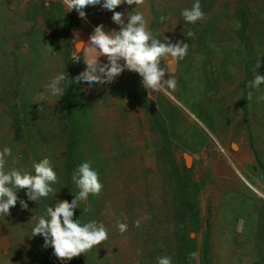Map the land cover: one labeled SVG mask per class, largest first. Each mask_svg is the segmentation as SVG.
<instances>
[{
	"label": "rangeland",
	"instance_id": "1",
	"mask_svg": "<svg viewBox=\"0 0 264 264\" xmlns=\"http://www.w3.org/2000/svg\"><path fill=\"white\" fill-rule=\"evenodd\" d=\"M143 2L138 10L159 39L187 37L184 59L162 61L174 89L147 92L137 73L124 70L111 83L91 89L77 83L66 89L69 95L35 102L59 72L70 77L85 70L72 56L79 49L83 60V45L99 22L109 31L119 26L111 12L109 21L94 17L99 6L86 7L80 18L75 9L66 12L63 0H0V149L12 150L5 167L28 168L47 157L58 176L55 195L34 202L21 189L17 195L28 208L18 200L0 216V264H76V258L78 264H157L162 256L177 264L178 246L190 248L191 241L195 264L203 244L208 264L264 263V85L247 87L264 55V0H200L205 19L192 26L180 12L194 0ZM160 15L168 20L160 23ZM78 24L79 36L71 28ZM235 50L242 59L233 57ZM257 71L264 74V56ZM71 100L82 124L76 155L92 162L103 184L73 218L102 222L108 239L64 261L42 247V236L30 235L32 217L57 199L70 202L77 191L65 165ZM178 183L186 199L197 190L199 223L193 228L187 221L185 237ZM117 221L127 224L124 233Z\"/></svg>",
	"mask_w": 264,
	"mask_h": 264
},
{
	"label": "clouds",
	"instance_id": "2",
	"mask_svg": "<svg viewBox=\"0 0 264 264\" xmlns=\"http://www.w3.org/2000/svg\"><path fill=\"white\" fill-rule=\"evenodd\" d=\"M63 3L66 12L75 9L80 18H85L86 7L99 6L101 10L112 13L111 20L119 29L106 31L103 25L96 26L86 42L83 60L79 49L72 56L73 63H85V70L75 77H68L64 71L59 72L47 85V93H41L35 102L46 101L48 96L60 98L72 84L78 83L91 89L94 84L111 83L124 70L137 73L142 78L141 85L147 92L176 87L175 77L169 76L170 68L162 66V61L169 60L171 65L184 59L188 54V44L185 41L172 43L165 36L161 40L154 35L144 13L138 10L143 0H63ZM121 5L132 8L127 12L114 11ZM180 16L183 21L191 24L204 20L205 12L200 0H194L190 8L182 9ZM158 20L165 23L168 17L160 15ZM187 35L192 36L194 33L188 32ZM261 56L256 63V73L247 84L251 89L259 90L264 85V74L257 71L261 66ZM101 57H104L106 62H103ZM248 98H251V93ZM260 99H264V96ZM11 156L10 147L4 146L0 149V216L3 217L9 215L10 207H14L18 200L21 208H28V203L17 195L21 189L25 191L28 200L37 202L47 198L49 194L55 195L52 186L58 182L57 172L49 158L33 160L28 168L6 169L8 158ZM72 183L77 191L70 202L57 199L40 217L31 216L34 223L30 236H42V247L53 249L52 255L64 261L84 254L108 239V230L102 222L95 219L87 222L73 219L74 210L80 209L81 203L86 202L90 194L99 195L103 188L99 173L92 167L90 160H85L75 167ZM136 226H139L138 221ZM116 228L120 233H124L127 224L117 221ZM157 264H172V258L157 257Z\"/></svg>",
	"mask_w": 264,
	"mask_h": 264
},
{
	"label": "trees",
	"instance_id": "3",
	"mask_svg": "<svg viewBox=\"0 0 264 264\" xmlns=\"http://www.w3.org/2000/svg\"><path fill=\"white\" fill-rule=\"evenodd\" d=\"M70 16V15H69ZM71 20V18H69ZM73 19V18H72ZM186 25L192 26L191 23L185 22ZM182 41H187V37L183 35ZM69 50V47L67 48ZM240 53V50H235L233 52V57L236 59H242V55ZM70 77H75L74 73H71ZM75 84L70 85V88H73ZM69 95V92H66L64 96ZM26 101V99H23ZM67 105L66 111H65V118L67 121L66 128H67V134L69 137V142L67 146V160H66V169H67V174H71L75 167L82 162V152L79 151V153L76 155V147L79 146V140L81 137L82 133V124L78 122L77 120V115H76V104L73 100L70 101V103H65ZM199 113V112H198ZM167 137V136H166ZM169 156V153H168ZM171 165V168H173L176 172H174V175H178V171L175 169L176 166L174 164V161L172 159H169V166ZM184 181L187 179V174H184ZM177 189L180 190V200H179V214H180V222L183 224V231L182 234L185 237V226L186 222L188 221L193 228L196 227L199 223V208L197 204V196H196V189L194 190V196L192 199H186L185 197H182L185 187L184 185H181L178 183ZM78 209L74 210V215L78 212ZM75 219V218H73ZM189 244L191 243V247L188 248L187 245H179L176 253V260L177 264H195L190 258L189 255L193 254L196 247L194 244L191 242H188ZM78 257V256H76ZM75 257V258H76ZM199 263L200 264H208V249L206 244H203L201 249H200V256H199ZM78 259L76 258L75 263L78 264ZM264 264V263H263Z\"/></svg>",
	"mask_w": 264,
	"mask_h": 264
},
{
	"label": "crops",
	"instance_id": "4",
	"mask_svg": "<svg viewBox=\"0 0 264 264\" xmlns=\"http://www.w3.org/2000/svg\"><path fill=\"white\" fill-rule=\"evenodd\" d=\"M145 2H143V4H144ZM114 10H116V9H114ZM94 17H96L97 19L99 18V19H104V21H109L108 20V17H110V12H106V11H103V10H101L100 12H98V15H95ZM99 24V26L101 25L100 24V22L98 23ZM72 28V30L75 32V33H77V36H79L78 34H81L80 33V31L82 32V29H83V27L81 26V24H78L77 26H73V27H71ZM95 28V27H94ZM105 30L106 31H109V29L108 28H105ZM81 36V35H80ZM84 46V48L86 49V47H87V44L85 45H83ZM84 57V56H83ZM166 61H168V60H164V62H166Z\"/></svg>",
	"mask_w": 264,
	"mask_h": 264
},
{
	"label": "bare ground",
	"instance_id": "5",
	"mask_svg": "<svg viewBox=\"0 0 264 264\" xmlns=\"http://www.w3.org/2000/svg\"><path fill=\"white\" fill-rule=\"evenodd\" d=\"M240 173V171H238Z\"/></svg>",
	"mask_w": 264,
	"mask_h": 264
}]
</instances>
